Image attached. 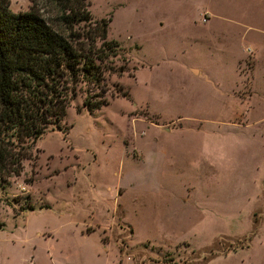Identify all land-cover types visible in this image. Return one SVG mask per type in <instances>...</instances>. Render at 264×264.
I'll list each match as a JSON object with an SVG mask.
<instances>
[{"label":"rangeland","instance_id":"1","mask_svg":"<svg viewBox=\"0 0 264 264\" xmlns=\"http://www.w3.org/2000/svg\"><path fill=\"white\" fill-rule=\"evenodd\" d=\"M87 2L121 50L1 177L0 264H264V0Z\"/></svg>","mask_w":264,"mask_h":264},{"label":"trees","instance_id":"2","mask_svg":"<svg viewBox=\"0 0 264 264\" xmlns=\"http://www.w3.org/2000/svg\"><path fill=\"white\" fill-rule=\"evenodd\" d=\"M29 1L12 11L0 0V179L65 115L79 81L101 88L121 50L107 37L109 19L92 21L87 0ZM93 95L83 99L90 111L104 101Z\"/></svg>","mask_w":264,"mask_h":264}]
</instances>
